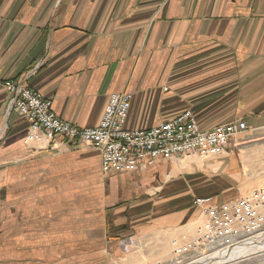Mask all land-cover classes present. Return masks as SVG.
Segmentation results:
<instances>
[{"label": "crops", "instance_id": "0c3cea01", "mask_svg": "<svg viewBox=\"0 0 264 264\" xmlns=\"http://www.w3.org/2000/svg\"><path fill=\"white\" fill-rule=\"evenodd\" d=\"M7 79L81 128L98 125L112 92L131 94L132 130L187 109L204 128H264V0H0V253L43 252L66 236L79 244L85 229L113 260L134 235L186 231L203 217L196 198L225 201L259 184L245 176L256 151L234 146L243 134L221 154L103 173L98 149L56 151L31 137Z\"/></svg>", "mask_w": 264, "mask_h": 264}, {"label": "built area", "instance_id": "2783aa9c", "mask_svg": "<svg viewBox=\"0 0 264 264\" xmlns=\"http://www.w3.org/2000/svg\"><path fill=\"white\" fill-rule=\"evenodd\" d=\"M4 86L13 94V108L29 122L31 137L44 135L55 149L65 143L98 149L103 173L136 171L166 159L221 154L230 139L235 140L249 130L244 120L201 127L191 109L151 128L132 130L126 127L132 106V96L126 92H112L98 125L81 128L58 117L52 100L45 99L22 81L7 79ZM194 205L202 209L205 228L175 247L167 264L198 261L204 264L201 261L264 232V185L225 201L196 198ZM253 256L212 264H264V253Z\"/></svg>", "mask_w": 264, "mask_h": 264}, {"label": "rangeland", "instance_id": "374dc122", "mask_svg": "<svg viewBox=\"0 0 264 264\" xmlns=\"http://www.w3.org/2000/svg\"><path fill=\"white\" fill-rule=\"evenodd\" d=\"M239 138L238 141L240 144L237 143V145L234 146L240 150V155L243 154L244 151L245 153H249L252 150L256 151L255 157H252L251 164L248 166L249 171L245 176H248L249 179L246 182L247 184L254 183L255 181H259V184L254 188L252 187L247 190L243 189V195H245L264 185V159L260 156L261 154H258V151H264V128L256 129L249 126V130L243 134V137L240 136ZM66 144L76 145L74 143ZM53 149L56 150L55 148ZM33 198L36 200L40 199L41 196H33ZM85 198L86 197H83L81 200L85 203L82 212H86L88 209L92 211L95 207L89 206V200ZM105 205L104 202L99 203L98 201V209L104 208ZM8 212L9 210L6 208V213L8 214ZM57 212H59V210L51 212V214ZM205 219L206 218L202 217L201 219L195 220L187 226L186 231L182 232L180 230H174L134 235L133 239H131L132 243H127L128 246L125 247V251L114 254L116 256L113 257V260L109 259L111 253L104 251L103 247H100V245L96 248L94 245H90L88 239L84 236L85 229H81L79 244H77L76 239L66 236L62 240L63 243L59 241L49 244L47 250L43 252H18L19 254H16L17 258L13 259H8L10 254L0 253V257L2 258L0 264H167L170 253L175 247L183 244L205 228ZM53 231L55 233L57 232L55 229H53ZM72 231L75 230H71V232ZM129 241L130 238L127 242ZM0 242V247H2V244L8 242V237H1ZM43 248L46 249V246Z\"/></svg>", "mask_w": 264, "mask_h": 264}, {"label": "bare ground", "instance_id": "6f19581e", "mask_svg": "<svg viewBox=\"0 0 264 264\" xmlns=\"http://www.w3.org/2000/svg\"><path fill=\"white\" fill-rule=\"evenodd\" d=\"M203 218L205 216L203 215ZM206 220V219H205ZM259 253H264V232L255 234L254 237L248 241H244L236 244L233 247H228L226 250L220 251L217 254L212 255L214 258L205 259L201 261L204 264H212L214 261H227L238 259L245 256H253L252 258L259 256ZM192 264H201L199 261Z\"/></svg>", "mask_w": 264, "mask_h": 264}]
</instances>
